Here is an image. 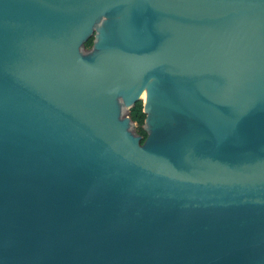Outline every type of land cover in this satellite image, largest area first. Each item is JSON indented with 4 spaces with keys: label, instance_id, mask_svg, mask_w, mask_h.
I'll use <instances>...</instances> for the list:
<instances>
[{
    "label": "water",
    "instance_id": "1",
    "mask_svg": "<svg viewBox=\"0 0 264 264\" xmlns=\"http://www.w3.org/2000/svg\"><path fill=\"white\" fill-rule=\"evenodd\" d=\"M0 264H264V0H0Z\"/></svg>",
    "mask_w": 264,
    "mask_h": 264
},
{
    "label": "trees",
    "instance_id": "2",
    "mask_svg": "<svg viewBox=\"0 0 264 264\" xmlns=\"http://www.w3.org/2000/svg\"><path fill=\"white\" fill-rule=\"evenodd\" d=\"M93 44V37H90L87 41H86V46L87 47H91ZM130 115L131 117L137 121L138 126H137V131L143 135V139L142 141L145 139V137L147 136V132L143 129L142 124L144 122V118H145V113L143 112V104H142V100H139L135 103V105L131 108L130 111Z\"/></svg>",
    "mask_w": 264,
    "mask_h": 264
}]
</instances>
